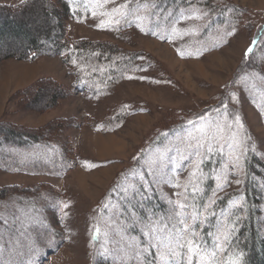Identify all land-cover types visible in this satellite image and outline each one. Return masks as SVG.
<instances>
[{"label":"rangeland","instance_id":"obj_1","mask_svg":"<svg viewBox=\"0 0 264 264\" xmlns=\"http://www.w3.org/2000/svg\"><path fill=\"white\" fill-rule=\"evenodd\" d=\"M66 1L71 12L66 37L114 45L132 55L133 66L99 99L72 92L54 110L36 114L18 110L10 95L40 77L70 87L65 67L58 58L0 62V119L30 128L54 118H72L80 125L58 137L74 151L76 165L65 175L0 171V187L44 184L30 199L0 204V264H155L153 233L164 236L184 229L180 220L190 226L186 239L194 241L191 254L187 246L179 249L180 259L221 264L211 254L220 253L216 244L223 220L215 228V250L209 254L201 252L193 235L192 205L206 179L193 161L201 165L213 154L220 159L204 210L224 193L241 188L247 150L264 162V30L254 61L243 59L249 39L264 26V0H185L163 9H155L161 0ZM229 1L246 12L231 10ZM27 22L32 28L42 19L34 14ZM114 116L118 124L111 121V130L94 129L93 122ZM237 116L240 124L235 123ZM217 124L225 128L222 140ZM198 128L207 133L200 155L189 137L190 132L200 137ZM214 135L208 152L207 140ZM31 152L23 160L32 154L48 159L46 151ZM154 201L163 213L140 220L136 211ZM96 224L99 241L94 244Z\"/></svg>","mask_w":264,"mask_h":264},{"label":"trees","instance_id":"obj_2","mask_svg":"<svg viewBox=\"0 0 264 264\" xmlns=\"http://www.w3.org/2000/svg\"><path fill=\"white\" fill-rule=\"evenodd\" d=\"M161 1L159 5H155V9L159 6L162 8L164 4L170 6L173 2L185 0ZM227 4L236 13L246 12L230 1ZM34 14L41 17L42 24L27 27V19ZM70 17L66 0H23L16 5L0 4V49L7 46L6 50L0 51V62L14 60L30 63L37 58H58L68 76L72 78L70 87L51 77H40L16 90L9 99L18 110L43 114L68 100L72 92L86 93L90 99H99L130 73L133 66L132 55L129 56L118 47L66 37L65 24ZM263 30L264 26L254 38L249 39L247 49L251 46L253 51L245 55L246 49L244 60L256 57L255 49ZM253 39L257 41L255 45L251 44ZM252 66L256 68L258 63L254 62ZM115 118L117 116L112 120L108 118L93 122L96 126L94 129L104 131L108 127L111 130L114 128L111 121H116ZM115 124H118L117 121ZM79 127L72 118H54L36 128L15 125L0 119V171L49 177L65 175L76 165L73 160L74 151L69 142H58V137L64 130ZM33 150H41L43 153L46 151L48 159L34 157L32 154L23 160L22 156L25 157ZM219 164L220 159L215 160V154L205 156L201 161V170L206 173V179L192 205L195 215L193 233L197 234L195 238L198 248L205 255L215 250V228L223 220L224 230L231 233L226 246L230 251L215 252L220 263L224 264L230 257H240L241 264H264V220L259 222L260 217L264 216V206L260 205L264 201V162L254 152L247 150L243 156L244 176L241 188L224 193L204 210L213 195ZM41 185L44 187L43 183L31 187L2 186L0 204L19 197L30 199L42 189ZM163 211L160 204L154 201L145 203L136 213L140 220L145 221L149 213L157 215ZM92 228L91 241L95 244L99 241V228L97 224Z\"/></svg>","mask_w":264,"mask_h":264},{"label":"snow or ice","instance_id":"obj_3","mask_svg":"<svg viewBox=\"0 0 264 264\" xmlns=\"http://www.w3.org/2000/svg\"><path fill=\"white\" fill-rule=\"evenodd\" d=\"M113 11L118 12L119 9H114ZM256 43L257 41L255 39L251 41L252 45H255ZM252 51H253V48L250 46L247 49L245 55H248ZM233 99H235V97H233ZM226 108L227 106H225V111H226ZM189 123L191 124L192 122L189 121ZM235 123L240 124V118L238 116L235 118ZM240 126L242 127V125ZM226 127L229 130L231 129V125H226ZM224 130L225 128L221 126L220 124L216 125V132H217V135L219 136V139L221 140L224 138L223 137ZM197 131L202 134L200 137H194L191 132L189 133V137H192L196 141V148H197L196 154L200 155L198 150L205 147L204 138L205 136H207V133H204V130L202 128H198ZM213 139H216L215 135L212 137H209L207 140V151L208 152H211L213 150V144H212ZM228 147L232 148L233 144H229ZM220 148L221 149L223 148V144H220ZM193 166L195 168H199L200 165L197 161L194 160ZM233 166H237V165H233ZM236 183L239 184L240 181L237 180ZM180 223L185 224L184 229L177 228L175 229L174 233L167 232L166 235L164 236L153 233V236H152V239L154 241L153 247L156 249L155 264H191V260L185 259L182 261L180 259L181 253L179 249H182L185 246H187V251L189 254H191L194 251L192 247L194 241L186 239L187 233L190 230V226H188L184 220H180ZM230 235L231 233H229L228 231L223 230V229L221 230L220 236L218 237L219 242L216 244V249L219 252L230 251V249L226 247L229 243ZM211 255L215 257L216 253L213 252ZM214 264H216L215 261H214ZM224 264H241V260H240V257H236L235 259L230 257L226 262H224Z\"/></svg>","mask_w":264,"mask_h":264},{"label":"crops","instance_id":"obj_4","mask_svg":"<svg viewBox=\"0 0 264 264\" xmlns=\"http://www.w3.org/2000/svg\"><path fill=\"white\" fill-rule=\"evenodd\" d=\"M34 64V63H33ZM33 64H30V65H28V66H31V65H33Z\"/></svg>","mask_w":264,"mask_h":264}]
</instances>
